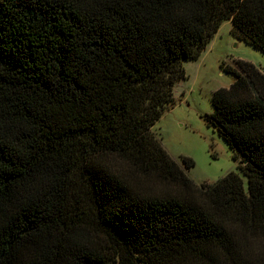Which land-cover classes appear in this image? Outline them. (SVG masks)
I'll list each match as a JSON object with an SVG mask.
<instances>
[{
    "label": "trees",
    "instance_id": "trees-1",
    "mask_svg": "<svg viewBox=\"0 0 264 264\" xmlns=\"http://www.w3.org/2000/svg\"><path fill=\"white\" fill-rule=\"evenodd\" d=\"M224 21L264 54V0H0V264H264V75L211 96L246 184L152 131Z\"/></svg>",
    "mask_w": 264,
    "mask_h": 264
},
{
    "label": "rangeland",
    "instance_id": "rangeland-1",
    "mask_svg": "<svg viewBox=\"0 0 264 264\" xmlns=\"http://www.w3.org/2000/svg\"><path fill=\"white\" fill-rule=\"evenodd\" d=\"M230 29V21L222 22L201 55L182 62L185 78L175 85V104L152 127L162 147L179 165L180 157L192 160L193 166L184 172L196 185H212L230 171L238 173L246 184L240 157L234 159V151L210 123L211 96L234 82L237 61L252 64L264 75V54L235 39ZM260 243L257 238L249 242L252 252L264 250Z\"/></svg>",
    "mask_w": 264,
    "mask_h": 264
}]
</instances>
